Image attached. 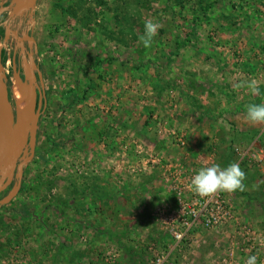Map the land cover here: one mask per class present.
I'll return each instance as SVG.
<instances>
[{"label": "rangeland", "instance_id": "obj_1", "mask_svg": "<svg viewBox=\"0 0 264 264\" xmlns=\"http://www.w3.org/2000/svg\"><path fill=\"white\" fill-rule=\"evenodd\" d=\"M7 14L14 124L28 57ZM149 19L160 27L145 47ZM26 23L41 115L34 158L0 209V264H264V122L246 115L264 103V0H37ZM252 79L257 93L237 87ZM232 162L244 189L221 192L237 221L176 245L164 224L173 177Z\"/></svg>", "mask_w": 264, "mask_h": 264}, {"label": "water", "instance_id": "obj_2", "mask_svg": "<svg viewBox=\"0 0 264 264\" xmlns=\"http://www.w3.org/2000/svg\"><path fill=\"white\" fill-rule=\"evenodd\" d=\"M37 0H11L7 6L0 7V16L1 14L8 12L9 17L21 16L25 11L29 13V16H32L35 4ZM5 33L11 36L13 39L17 41L18 48L23 51L24 50V42L26 41L28 44V48H33L34 46V38L28 34L26 31H23L19 34L17 30H11L6 28ZM34 52L27 53V60L25 59V67L24 69L30 72V76L34 77V73L36 72L38 79L40 81L41 87L43 86L42 76L39 69L38 64L34 58ZM21 89L23 87H20ZM26 91H32L34 93V97L36 94L35 87H30V89H25ZM40 95L39 98H41ZM35 100V99H34ZM45 104V102H44ZM34 106V102H33ZM41 112L33 113V118L31 122L28 124V127L25 131L22 141L18 142V137L14 129V124L12 121V112L10 108L9 101V87L5 82V75L3 72V67L0 65V192L5 189L7 184L10 181V178L13 174V170L15 168V163L19 158L22 148L25 146L29 147V156L25 158L18 167V184L10 190V192L0 200V207L7 205L11 202V200L16 197L19 192L21 177L23 172V166L29 163L33 156L36 146V134L38 129V123L40 119ZM17 143H19L17 145ZM7 179L6 182H4Z\"/></svg>", "mask_w": 264, "mask_h": 264}, {"label": "built area", "instance_id": "obj_3", "mask_svg": "<svg viewBox=\"0 0 264 264\" xmlns=\"http://www.w3.org/2000/svg\"><path fill=\"white\" fill-rule=\"evenodd\" d=\"M195 174L179 171L173 177L175 202L166 212L164 224L176 245L188 239L194 228L211 230L237 221L234 206L221 191L200 195L192 190L190 183ZM163 260L164 256L157 254L153 263L162 264Z\"/></svg>", "mask_w": 264, "mask_h": 264}, {"label": "clouds", "instance_id": "obj_4", "mask_svg": "<svg viewBox=\"0 0 264 264\" xmlns=\"http://www.w3.org/2000/svg\"><path fill=\"white\" fill-rule=\"evenodd\" d=\"M145 31L140 37L145 47H150L153 38L157 35L159 23L152 20L145 21ZM247 86L252 93H257L259 88L257 81L252 79L238 84L237 87ZM247 119L251 122H264V103H251L247 105ZM245 173L239 163L232 162L227 167L219 164L202 167L191 179L190 187L200 195H207L216 191L233 192L244 189ZM247 264H257V257L251 255L247 258Z\"/></svg>", "mask_w": 264, "mask_h": 264}, {"label": "bare ground", "instance_id": "obj_5", "mask_svg": "<svg viewBox=\"0 0 264 264\" xmlns=\"http://www.w3.org/2000/svg\"><path fill=\"white\" fill-rule=\"evenodd\" d=\"M15 75V74H14ZM27 84H19L18 82L13 84L11 87L12 99L15 104L16 112V121L14 124V129L18 137V142L20 143L23 139L25 131L28 127V124L33 118L32 108H33V99L34 93L32 91H26L25 89H30V72L26 71ZM20 87H23L22 89ZM17 143V145L19 144Z\"/></svg>", "mask_w": 264, "mask_h": 264}, {"label": "flooded vegetation", "instance_id": "obj_6", "mask_svg": "<svg viewBox=\"0 0 264 264\" xmlns=\"http://www.w3.org/2000/svg\"><path fill=\"white\" fill-rule=\"evenodd\" d=\"M8 13V12H7ZM3 15V14H2ZM29 13L28 12H24L21 16H16V17H9V13L7 14V17L5 18V22H4V32L6 30V28H9L11 30H17L19 32V34L23 31H26V22H27V19H29ZM29 34V32H27ZM12 38V37H11ZM13 39V38H12ZM16 41V40H15ZM17 42V41H16ZM24 48L27 50L26 53H29L30 52H34V46L33 48H28V44L27 42L25 41L24 42ZM35 54V53H34ZM39 66V65H38ZM36 73V72H35ZM37 75V74H36ZM35 153V151H34ZM29 156V147L27 146V150L26 152H23L21 154V156L17 159L16 163H15V168L13 170V174L10 178V181L9 183L7 184V186L5 187V189H3L1 192H0V200L2 198H4L12 188H14L17 184H18V177H17V174H18V167H19V164ZM34 158V156H33ZM32 158V159H33ZM30 163V162H29ZM27 163L26 165L23 166V172H22V177H21V183H22V179H23V174H24V171H25V168L26 166L29 164ZM7 179L4 181L6 182ZM20 187H21V184H20ZM3 206L0 207V209L2 208Z\"/></svg>", "mask_w": 264, "mask_h": 264}, {"label": "trees", "instance_id": "obj_7", "mask_svg": "<svg viewBox=\"0 0 264 264\" xmlns=\"http://www.w3.org/2000/svg\"><path fill=\"white\" fill-rule=\"evenodd\" d=\"M210 7H211V5L210 4H208L207 5V7H203L202 8V11H203V17L206 19L207 17H206V12L210 9ZM197 21V20H199V19H194V21ZM35 56V55H34ZM8 86H10V84H8ZM10 92V91H9ZM41 95V94H40ZM40 95H39V97H40ZM44 102H45V99H44Z\"/></svg>", "mask_w": 264, "mask_h": 264}]
</instances>
